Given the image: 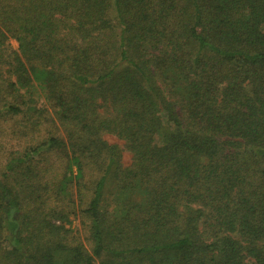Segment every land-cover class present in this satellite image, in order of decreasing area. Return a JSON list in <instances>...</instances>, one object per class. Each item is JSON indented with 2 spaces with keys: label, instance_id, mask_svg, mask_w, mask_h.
<instances>
[{
  "label": "trees",
  "instance_id": "trees-1",
  "mask_svg": "<svg viewBox=\"0 0 264 264\" xmlns=\"http://www.w3.org/2000/svg\"><path fill=\"white\" fill-rule=\"evenodd\" d=\"M0 264H264V0H0Z\"/></svg>",
  "mask_w": 264,
  "mask_h": 264
},
{
  "label": "rangeland",
  "instance_id": "rangeland-1",
  "mask_svg": "<svg viewBox=\"0 0 264 264\" xmlns=\"http://www.w3.org/2000/svg\"><path fill=\"white\" fill-rule=\"evenodd\" d=\"M7 44L9 45L11 49H16L17 47V42L14 39H9ZM125 157H126L125 160H127L128 159L127 155ZM71 219H72L71 227H73L74 229H80L81 224H80L79 219L76 217L74 218L71 217Z\"/></svg>",
  "mask_w": 264,
  "mask_h": 264
}]
</instances>
